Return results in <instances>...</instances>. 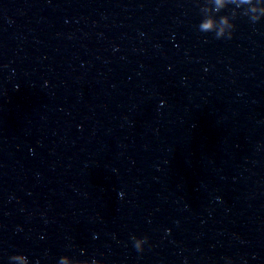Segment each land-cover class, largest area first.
<instances>
[{
    "label": "water",
    "instance_id": "obj_1",
    "mask_svg": "<svg viewBox=\"0 0 264 264\" xmlns=\"http://www.w3.org/2000/svg\"><path fill=\"white\" fill-rule=\"evenodd\" d=\"M209 14L0 0V264H264V18Z\"/></svg>",
    "mask_w": 264,
    "mask_h": 264
},
{
    "label": "clouds",
    "instance_id": "obj_2",
    "mask_svg": "<svg viewBox=\"0 0 264 264\" xmlns=\"http://www.w3.org/2000/svg\"><path fill=\"white\" fill-rule=\"evenodd\" d=\"M196 6L199 8V12H210L209 15H201L202 19L198 25V32L202 34L212 33L213 38L220 40H231L233 38V33L235 31L234 20L237 16L247 17L251 24L258 23L262 18H264V0H196ZM225 9H229L228 15H219ZM119 195H122L119 194ZM133 247L137 253H143L144 245L148 243V237L144 236L142 238H137L136 236H131ZM10 260H20L21 264H30L27 256L23 254L12 255ZM69 259H71L72 264H88L87 261H77L68 256H61L58 259L57 264H68ZM91 264H99L98 261L93 259ZM226 264H232L229 258H226Z\"/></svg>",
    "mask_w": 264,
    "mask_h": 264
}]
</instances>
